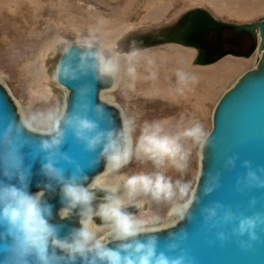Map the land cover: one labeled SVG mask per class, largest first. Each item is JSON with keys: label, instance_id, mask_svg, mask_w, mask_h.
Here are the masks:
<instances>
[{"label": "rangeland", "instance_id": "1", "mask_svg": "<svg viewBox=\"0 0 264 264\" xmlns=\"http://www.w3.org/2000/svg\"><path fill=\"white\" fill-rule=\"evenodd\" d=\"M196 11L225 25L220 39L234 32V27L262 21L264 0H0V90L18 124L29 133L48 137L49 117L64 114L67 108L69 93L57 84L55 72L68 43L91 40L115 62L117 71L99 78L98 102L111 115L115 129L126 120L133 121V155L118 171L106 168L102 160L100 171L86 184L94 182V207L103 202L106 189L118 188L125 210L148 227L158 228L148 235L170 234L185 224L211 161L206 146L182 136L184 160L139 151L136 146L145 129L158 127L159 135L176 136L200 123L210 133L219 99L261 58L259 37L248 30L249 43L238 54L204 62L201 47L175 37ZM24 120L31 121L32 127H23ZM178 164L183 168L178 170ZM156 172L173 183L179 180L190 185L192 203L182 218L178 205L188 197L177 194L170 201H156L143 192L127 194L128 177ZM98 176L105 182H98ZM38 191H43L46 201L55 197L49 193L57 192L43 185L31 190ZM61 207L53 211L52 219L79 227L77 215L67 219L57 215ZM94 219L97 229L108 237V226L99 217Z\"/></svg>", "mask_w": 264, "mask_h": 264}, {"label": "clouds", "instance_id": "2", "mask_svg": "<svg viewBox=\"0 0 264 264\" xmlns=\"http://www.w3.org/2000/svg\"><path fill=\"white\" fill-rule=\"evenodd\" d=\"M72 47L68 43L64 49L67 62L61 60L58 64V76L75 80L79 72L83 76L92 73L95 78H101L117 71L113 59L93 41L85 39L77 44L79 54L76 57L72 54ZM73 59L79 61L75 68L72 67ZM79 96L81 92H78ZM90 113L103 117L104 109L100 105L93 108L90 102L80 101L74 105L72 114L49 117V135L41 139L36 148L37 155L43 156L39 172L44 177V189L52 191V182L59 189L62 207L57 215L61 219L74 214L78 216L79 227L72 228L64 236L61 235V226L52 222V205L43 198V191H30L33 166L26 163L25 145L17 139L22 132L14 122L0 131V264H187L185 256H171L159 249L157 237L148 235L158 228L148 227L144 220L127 212L118 188L106 189L103 202L94 207L97 198L94 182L86 184L88 176L85 170L73 165V172L66 174L61 161L69 164L72 161L61 148L66 143L68 132L85 152L96 154L95 159L89 162V168L103 160L106 168L118 171L133 155L132 120H126L120 129L102 128V119L94 118ZM61 121L65 126L63 129L59 126ZM22 124L25 128L32 127L29 120L22 121ZM159 132L158 127L152 131L145 129L137 150L161 158L179 157L184 160L186 155L180 137L203 145L209 135L200 123L176 136H161ZM177 168L180 170L183 165L178 164ZM248 176L258 179L255 172H249ZM260 186L264 187V180L260 181ZM125 188L129 196L143 192L156 201H170L177 194L182 198L188 197L178 205L181 218L192 203L190 185L179 180L173 183L162 172L130 176L125 181ZM207 213L214 217L216 210L208 209ZM96 217L108 226V237L105 238L97 229ZM258 224H264V217H244L238 221L235 231L256 241ZM144 235L147 238L141 239ZM220 239H225L223 234H220ZM169 248L174 250L175 246L169 245Z\"/></svg>", "mask_w": 264, "mask_h": 264}, {"label": "water", "instance_id": "3", "mask_svg": "<svg viewBox=\"0 0 264 264\" xmlns=\"http://www.w3.org/2000/svg\"><path fill=\"white\" fill-rule=\"evenodd\" d=\"M224 26L205 12L196 11L188 16L175 37L201 47L204 62H212L232 52L223 51L211 56L212 51L201 44L199 38L211 32L220 36ZM234 29L239 35L241 32L246 35L248 30L256 34L258 29L264 48V19L251 27L238 26ZM72 45V54L76 57L79 49L77 44ZM61 60L67 62L64 52L58 64ZM78 62L73 59L72 67L75 68ZM262 70L263 74L245 78L241 76L219 99L213 115L212 130L203 144L211 167L201 187L199 199L185 224L170 234H154L160 250L171 256H185L187 264H264V224H258L256 241L250 240L247 235L240 236L235 231L238 221L244 217H264V187L260 186V181L264 180V173L261 171L264 170V65ZM77 77L69 80L55 72L57 84L64 90H70L67 91L69 101L64 111L65 116L72 114L74 105L80 101L90 102L93 108L100 105L99 78H95L92 73L83 76L79 72ZM78 92H81L79 97ZM90 115L102 119V128H114L113 119L105 109L103 117H96L95 113ZM10 122H14L22 132V136L17 139L25 145L26 163L33 166L31 191L44 185V177L39 172L43 156L37 155L36 148L40 140L47 137H37L24 130L18 124L7 97L0 90V131L6 129ZM59 126L61 129L65 127L63 121ZM61 151L72 161L71 164L61 161L66 174L73 172V165L83 168L88 178L100 171L102 160L89 168V162L95 159L96 154L85 152L70 132ZM245 162H248L247 167ZM249 172H255L258 179L249 177ZM52 184L53 191L57 192L49 193L55 197L47 202L52 205L53 212L62 204L59 189L55 182ZM208 209H215L216 215L209 217ZM52 222L61 226L62 236L74 228L65 220L52 219ZM220 234L225 239L221 240ZM140 238L146 239L147 235ZM169 245H174L175 249L171 250Z\"/></svg>", "mask_w": 264, "mask_h": 264}, {"label": "flooded vegetation", "instance_id": "4", "mask_svg": "<svg viewBox=\"0 0 264 264\" xmlns=\"http://www.w3.org/2000/svg\"><path fill=\"white\" fill-rule=\"evenodd\" d=\"M209 36L206 38L203 36L199 38V42L207 47L208 50L212 51L211 56H216L214 54L221 53L223 51L232 52L238 54L240 50H242L243 46L247 45V40L249 43V39H247L246 35L239 36L238 33L230 32L225 35V37L220 38L215 35V33L211 32L208 34ZM246 47V46H245Z\"/></svg>", "mask_w": 264, "mask_h": 264}, {"label": "bare ground", "instance_id": "5", "mask_svg": "<svg viewBox=\"0 0 264 264\" xmlns=\"http://www.w3.org/2000/svg\"><path fill=\"white\" fill-rule=\"evenodd\" d=\"M256 34L260 40L259 46H258L259 47L258 52H259L261 58H260L258 65L253 70H251L247 74H245L243 78L252 77V76L257 75V74H263L262 66L264 65V48L262 46V39H261V35H260V32L258 29L256 30ZM66 90L70 92V90H68V89H66ZM96 180L98 182H100L102 180L101 176H98V178H96ZM103 182H105V179L101 181V183H103Z\"/></svg>", "mask_w": 264, "mask_h": 264}]
</instances>
